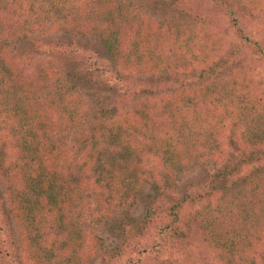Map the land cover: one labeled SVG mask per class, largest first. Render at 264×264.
<instances>
[{
  "label": "trees",
  "instance_id": "trees-1",
  "mask_svg": "<svg viewBox=\"0 0 264 264\" xmlns=\"http://www.w3.org/2000/svg\"><path fill=\"white\" fill-rule=\"evenodd\" d=\"M249 1L255 8L242 15L231 0L161 1L169 10L158 21L124 0L3 1L0 216L15 231L5 229L7 244L0 226V252H13L9 263H264V73L255 94L245 65L223 58L230 48L215 58L219 44L207 43L220 40L213 19L223 15L232 23L224 33L243 39L231 48L264 60V28L261 41L240 29L242 19L264 24L263 9ZM27 34L53 37L43 57L19 50L38 41ZM89 41L117 74L142 77L134 80L139 92L108 95L101 105L66 86L71 74L90 75L79 54ZM206 43L202 59L187 57ZM113 101L116 108L105 106ZM227 151L238 155L227 159ZM145 156L159 160L161 177L134 216ZM198 166L217 168L207 171L206 191L172 199L175 183Z\"/></svg>",
  "mask_w": 264,
  "mask_h": 264
},
{
  "label": "rangeland",
  "instance_id": "rangeland-1",
  "mask_svg": "<svg viewBox=\"0 0 264 264\" xmlns=\"http://www.w3.org/2000/svg\"><path fill=\"white\" fill-rule=\"evenodd\" d=\"M4 0H0V5H2V3ZM19 3L21 1L24 0H18ZM161 1H168L169 0H124V6L132 12V11H136L138 12V14L140 15H145V16H151L152 20L158 21V20H162L164 17H166L167 14V7L166 6H162ZM256 2L259 4L257 5L259 8L263 9L264 11V0H256ZM231 3H233V7L232 10L233 12H236L238 14H245L246 12H249L255 8V4L251 5L252 2L248 0H231ZM16 4V3H15ZM130 5H132V7H130ZM18 8H19V4H18ZM224 8V7H223ZM246 11H245V10ZM22 10V8H21ZM171 11V10H170ZM21 12V11H20ZM257 13V12H256ZM221 17H219L217 20L213 19V23H215L216 21V26L217 29L216 31L219 33H216L217 36L219 37V41H217V38H215L213 36V38L207 42L208 44H210L211 46L215 45V44H219L217 50L214 52V56L215 58H220L223 55L224 51H227L229 48V55L227 53V55H225L223 58L227 57L226 59H230V62L236 61V64L238 62H241V64H244L245 67L249 70H245L252 78V84H251V90H253L252 92L255 91V94H259L260 91H263L264 89V84L259 86L258 88H260V91H256V82L260 83V76L259 74H263L264 73V60L258 55L255 54L253 52V50H247V49H241L238 52H236V48H231L233 46H237L240 42H243V39H240V36L235 35L234 33H224V31L222 29H225L227 31V29H229V27L231 26V20L223 15H221ZM179 20V22H181L182 24H184V21L180 20V17H176L175 20ZM242 23L240 24V29H242L243 34L247 37H251L250 39H253L254 41H261V33H259V31H263L264 28V24H262V29L260 28V26L255 25V22H251L247 21V19H242ZM155 23V22H154ZM204 27V26H201ZM27 36H31L32 38H35L34 40H38L35 44L31 45L29 43H23L20 42L22 44L17 45V47L19 48V50H27L29 52V55H33V56H37L39 53L40 55H38V57H43L44 53H45V45H46V39H51L53 38L52 36H44L41 34H34V35H29L27 34ZM221 41V43H220ZM202 45V47L200 49H195V50H199V51H193L192 53L188 54L187 57H191L192 58H197V59H202L203 55L202 53L199 52H205V50H209L207 49L208 44ZM83 44V50L79 52V54L81 53V55L85 58L86 61V68L87 71L90 73V75H86V71L83 72V74L80 75L79 78H76L75 76H73L72 74L69 76L72 78L71 81H68L66 86L69 88L70 86H76L78 88V92L81 93L82 95H84L86 97V101L90 100V96L92 94H95L98 98H99V104H104V101L108 100L107 96L108 95H112V94H116L115 96L118 95V93H125L129 96V94L137 91L139 92V85L137 84V82H135L134 80L138 79L139 81L142 80V77L139 76V78H135V75L132 72L129 71H124V75L122 73L117 74V70L116 67L114 66V64L112 62H110V60L104 55L103 50L101 49V47L91 41L89 42H82ZM199 46L200 43L198 41H195V44ZM37 50V51H36ZM201 50V51H200ZM120 68V67H119ZM163 69V68H162ZM86 70V69H85ZM29 71L31 72V70L29 69ZM161 71H159L158 73H156L157 75H159L161 77ZM246 74V73H244ZM121 76H123L124 78H126V80H122ZM163 78L166 79V75L163 73ZM150 77V76H149ZM144 78V77H143ZM251 78L249 77L247 80H245L243 77L242 79H244V81L242 82V84H247V81H250ZM149 79V78H148ZM179 79H183V82L185 83H189L192 79V77H185L184 76H180ZM194 79V78H193ZM262 79H264V77L262 76ZM196 80V79H195ZM126 81V82H125ZM178 85L176 82L173 83V86L175 88H178ZM244 85V86H245ZM188 87V86H187ZM97 88V89H96ZM139 88V89H138ZM117 90H119V92H117ZM141 92V91H140ZM142 94V93H140ZM143 95V94H142ZM139 96V95H138ZM113 97V96H112ZM131 97V96H129ZM129 100H131L129 98ZM129 100H127V104L130 102ZM134 100V99H133ZM136 101V100H135ZM110 102V101H109ZM133 101L131 102L130 105L128 106H122L119 108H122V111L124 110H129L131 105H132ZM122 104L123 101H122ZM97 106V104L92 103L91 106ZM107 108L110 109H114L117 107V103L114 104L111 102V104L109 103L108 105H105ZM113 107V108H112ZM227 159H232L234 157H237L238 153H232L231 151H227ZM232 154L234 155V157L232 156ZM13 156H10V158H12ZM143 161V166H142V170L144 172V180L145 183L143 184L144 187L142 186L143 190L141 193V196L137 198L136 200V207L133 208V212H135L134 210H136V212L134 213V216L141 214L143 207H145V204L148 203V200L142 196H145L146 193H154L153 189H154V185L152 184V180L157 179L158 181L160 180L161 177V163L159 162V160L153 156H145L142 159ZM209 165V164H208ZM217 168L215 166H211L209 168H205L202 166H198L195 167V169H192L188 172H186V174L181 178V180L177 183H175V186L173 188H175V196L170 195V197L172 199H177L179 197V195H181L180 193H185V192H199V193H204L206 191L205 185H206V180L207 178V171H213L216 170ZM248 170V169H247ZM245 171V169L243 170ZM209 180V179H208ZM144 192V193H143ZM2 194V190H0V195ZM172 194V193H171ZM174 194V193H173ZM2 196V195H1ZM142 198V199H141ZM205 205L207 204L206 202L204 203ZM131 212V210H130ZM10 220V217H8V221ZM0 226L3 228V235L5 237H3V235H0V240L1 237H3V241L7 242V244L11 243V240H7L6 237H8L10 234L9 232L7 233L5 231L6 228H11L15 231V229L13 228V223H7L5 217L0 216ZM13 231V235L14 237H17V231L14 232ZM99 232L101 234L102 237H106L105 235L107 234V229L105 225H102L99 227ZM11 236V235H10ZM16 241V239H15ZM110 243V241H106V245L104 246L105 248H108V244ZM110 245V244H109ZM110 248V247H109ZM8 250V249H7ZM9 252V251H8ZM10 256L5 255L3 252H0V264H11L9 263L11 260V256L13 255V252H9ZM8 256V257H7ZM146 264H148V260L146 262ZM259 264V263H258ZM264 264V263H263Z\"/></svg>",
  "mask_w": 264,
  "mask_h": 264
}]
</instances>
